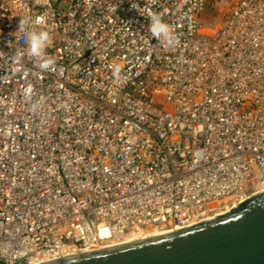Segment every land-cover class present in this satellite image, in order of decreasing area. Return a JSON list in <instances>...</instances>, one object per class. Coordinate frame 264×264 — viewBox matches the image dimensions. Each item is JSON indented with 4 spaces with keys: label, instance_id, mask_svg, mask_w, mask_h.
I'll list each match as a JSON object with an SVG mask.
<instances>
[{
    "label": "built area",
    "instance_id": "built-area-1",
    "mask_svg": "<svg viewBox=\"0 0 264 264\" xmlns=\"http://www.w3.org/2000/svg\"><path fill=\"white\" fill-rule=\"evenodd\" d=\"M0 78V264L166 234L264 191V0H0Z\"/></svg>",
    "mask_w": 264,
    "mask_h": 264
},
{
    "label": "water",
    "instance_id": "water-1",
    "mask_svg": "<svg viewBox=\"0 0 264 264\" xmlns=\"http://www.w3.org/2000/svg\"><path fill=\"white\" fill-rule=\"evenodd\" d=\"M42 264H264V191L211 220Z\"/></svg>",
    "mask_w": 264,
    "mask_h": 264
},
{
    "label": "clouds",
    "instance_id": "clouds-1",
    "mask_svg": "<svg viewBox=\"0 0 264 264\" xmlns=\"http://www.w3.org/2000/svg\"><path fill=\"white\" fill-rule=\"evenodd\" d=\"M24 21L21 20L19 25V31H23L24 29ZM149 31L151 34L157 38L158 40H167L171 45H178L179 44V37L174 36L172 34L171 27L164 22L162 16L159 14H153L150 17L149 22ZM28 47L26 49L27 53L33 57H44L45 49L51 44V37L48 32L46 31H31L28 33ZM23 53L20 50H17L16 55L13 59L19 60L22 57ZM54 61L49 59H43V62L39 64L41 69L47 70ZM4 78H0L3 80ZM27 95L31 94V86L25 90Z\"/></svg>",
    "mask_w": 264,
    "mask_h": 264
},
{
    "label": "bare ground",
    "instance_id": "bare-ground-1",
    "mask_svg": "<svg viewBox=\"0 0 264 264\" xmlns=\"http://www.w3.org/2000/svg\"><path fill=\"white\" fill-rule=\"evenodd\" d=\"M160 234L159 233H156V232H150V233H144V234H141L140 236L136 237V238H133L129 241H137V240H146V239H149V238H152V237H156V236H159Z\"/></svg>",
    "mask_w": 264,
    "mask_h": 264
}]
</instances>
